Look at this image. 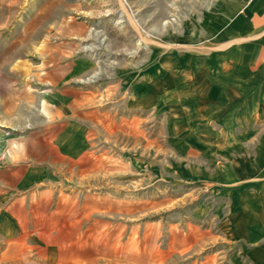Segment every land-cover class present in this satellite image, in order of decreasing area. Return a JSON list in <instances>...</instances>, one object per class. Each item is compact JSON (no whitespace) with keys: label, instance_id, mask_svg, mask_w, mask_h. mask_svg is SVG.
Returning <instances> with one entry per match:
<instances>
[{"label":"crops","instance_id":"1","mask_svg":"<svg viewBox=\"0 0 264 264\" xmlns=\"http://www.w3.org/2000/svg\"><path fill=\"white\" fill-rule=\"evenodd\" d=\"M64 1L46 0L0 30V254L20 247L35 264H91L84 247L97 242L84 229L100 201L69 182L94 175L103 138L137 133L149 105L171 101L183 112L168 133H191V161L169 166L214 187L227 241L264 264V0H210L200 28L191 21V81L178 85L149 84L127 67L104 80L85 52L89 26ZM157 232L110 249L112 263L181 264L204 237L191 227L165 244Z\"/></svg>","mask_w":264,"mask_h":264},{"label":"rangeland","instance_id":"2","mask_svg":"<svg viewBox=\"0 0 264 264\" xmlns=\"http://www.w3.org/2000/svg\"><path fill=\"white\" fill-rule=\"evenodd\" d=\"M45 1L0 0V30L12 29ZM66 1L69 7L82 6L81 11L73 8L69 17L89 26L85 52L97 60L104 80L114 74L118 78L119 69L127 67L133 76L141 71L138 78H147L149 84L191 81V51L197 44L191 43V21L200 28L199 19L210 0ZM169 76L172 80H167ZM182 112L171 101L158 108L149 105L141 115L142 125L132 126L137 133L117 136L112 142L107 136L101 140L93 176L85 174L83 181L74 178L69 182L100 201V213L87 225L93 228L84 229L97 242L84 247V258L91 251V264H114L107 252L111 249L108 253L113 254L114 247L131 239L147 236L153 241L160 230V241L166 244L171 234H185L191 227L200 231L203 241L181 264H253L242 251V242L227 241L230 224L225 203L215 196L214 187L183 180L169 166L176 158L191 161L187 146L191 133H168L171 121L178 120ZM103 208H113L115 213L108 214ZM6 249L0 254L5 258L0 264H35L26 256L22 259V248L8 254Z\"/></svg>","mask_w":264,"mask_h":264}]
</instances>
